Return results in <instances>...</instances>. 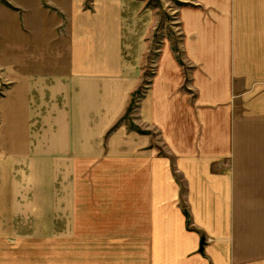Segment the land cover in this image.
Wrapping results in <instances>:
<instances>
[{"label": "crops", "instance_id": "0c3cea01", "mask_svg": "<svg viewBox=\"0 0 264 264\" xmlns=\"http://www.w3.org/2000/svg\"><path fill=\"white\" fill-rule=\"evenodd\" d=\"M183 19L201 35L183 44L189 76L165 49L128 124L141 84L133 32L61 31L54 42L43 26L47 42L0 48L15 81L0 104V153L89 164L88 217L77 205L68 220L81 228V264H264V160L244 150L264 131V68L240 49L242 62L225 23L212 42L210 26Z\"/></svg>", "mask_w": 264, "mask_h": 264}, {"label": "rangeland", "instance_id": "374dc122", "mask_svg": "<svg viewBox=\"0 0 264 264\" xmlns=\"http://www.w3.org/2000/svg\"><path fill=\"white\" fill-rule=\"evenodd\" d=\"M185 14L196 26H210L212 32L219 21L225 23L231 28L230 35H225L226 43H234L233 48L236 45L242 62L246 58L242 54L250 51L258 68H264V0H0V20L7 24L0 48L4 44L47 42L45 35L36 34L44 27L54 42L61 31L68 36L72 32L96 36L110 25L123 36L133 32L130 42L134 50L130 48L129 56H139L141 84L131 92L123 122L128 124L132 122L129 113L150 87L165 49L172 51L189 76L192 69L183 44L188 38L197 43L201 35L186 34ZM213 33L210 40L217 42L218 35ZM2 64L0 55V104L15 85ZM2 126L0 108V133ZM263 134L258 132L256 144L255 140L246 141L248 156L255 150L258 159L264 160ZM0 154V264H81V228L76 236L68 220L73 219L77 205L86 209L88 217L89 179L84 175L89 164L59 162L57 155L32 162L23 154L3 150ZM259 166L264 170V162Z\"/></svg>", "mask_w": 264, "mask_h": 264}]
</instances>
